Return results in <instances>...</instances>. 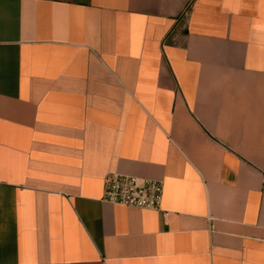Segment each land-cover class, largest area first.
I'll return each mask as SVG.
<instances>
[{"label": "crops", "instance_id": "0c3cea01", "mask_svg": "<svg viewBox=\"0 0 264 264\" xmlns=\"http://www.w3.org/2000/svg\"><path fill=\"white\" fill-rule=\"evenodd\" d=\"M263 185L264 0H0V264H264Z\"/></svg>", "mask_w": 264, "mask_h": 264}, {"label": "built area", "instance_id": "2783aa9c", "mask_svg": "<svg viewBox=\"0 0 264 264\" xmlns=\"http://www.w3.org/2000/svg\"><path fill=\"white\" fill-rule=\"evenodd\" d=\"M162 198L161 181L116 173L103 177L102 200L109 204L161 212ZM167 215L163 212L164 217Z\"/></svg>", "mask_w": 264, "mask_h": 264}]
</instances>
